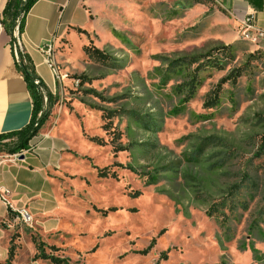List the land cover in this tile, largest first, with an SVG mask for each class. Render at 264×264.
<instances>
[{"label":"rangeland","instance_id":"1","mask_svg":"<svg viewBox=\"0 0 264 264\" xmlns=\"http://www.w3.org/2000/svg\"><path fill=\"white\" fill-rule=\"evenodd\" d=\"M60 1L42 43L56 71L40 72L55 82L38 88L46 121L15 154L0 140L31 218L0 219V264L13 235L12 264H50L33 262L32 237L69 264H264V43L233 39L212 0ZM208 54L221 69L186 62Z\"/></svg>","mask_w":264,"mask_h":264},{"label":"crops","instance_id":"2","mask_svg":"<svg viewBox=\"0 0 264 264\" xmlns=\"http://www.w3.org/2000/svg\"><path fill=\"white\" fill-rule=\"evenodd\" d=\"M212 2L216 11L227 16L233 29V35H231L233 39L239 40L236 32L237 22L246 14H253L255 25L264 30V0H212ZM78 4L77 0V7ZM61 6L63 7L64 3L60 0H38L27 13L24 32L18 37L21 52L30 57L37 76L50 91L54 88L55 82L53 77L50 82L42 78L40 72H46V70L51 72V68L41 48L47 35L52 39L56 38L55 20L59 16ZM252 43L254 44H249L255 46V41ZM261 48L264 50V46ZM16 62L9 38L0 27V135L23 129L29 123L32 114V100L23 76L16 67ZM14 178L10 174V168H7L0 173V185L3 182L2 188H7V183ZM12 202L18 205V200H12ZM5 217H8L7 210L0 201V219Z\"/></svg>","mask_w":264,"mask_h":264},{"label":"trees","instance_id":"3","mask_svg":"<svg viewBox=\"0 0 264 264\" xmlns=\"http://www.w3.org/2000/svg\"><path fill=\"white\" fill-rule=\"evenodd\" d=\"M37 1L38 0H6L4 7L2 9V12H1L3 19L0 20V25L2 27L3 32L9 38V44H10L11 49L16 42V37L14 36L15 29L17 30L18 37H20L22 33L24 32L25 17L27 13L29 12V10L31 9V7ZM19 18H20V21H19V24H17V20ZM84 51L91 58L94 57V59L96 58L99 59L102 56L101 52H99V50L94 49V48L91 49L89 47H85ZM216 51L224 52L226 51V48L221 47V48H218ZM256 51H257L256 52L257 55L264 54V51H262L261 49L260 50L257 49ZM12 54H14L13 49H12ZM17 54H18V58L20 59L19 60L20 62L19 63L18 61L16 62V67L18 71L21 73V75L23 76L28 92L30 94V97L32 100V114H31L29 123L23 129L19 131L0 135V140L15 138L18 143L13 149L7 150L9 154H15L16 151L20 149L21 150L26 149L27 145H29L28 144L29 141L37 135L39 128L46 121V117L43 116L39 120H37V122H35V119H36L35 116H36V113L39 111L38 107L40 106V103H41V96L38 93V88L47 90V87L45 86L43 81L40 79V77L37 76L35 69H34V65L30 57L26 53L21 52V51H19ZM202 58H204L205 61H203L200 64H198L200 61V59L198 58H190V59H187L186 62L189 65L197 64V66L194 69V72L199 71L202 67L204 68L216 67L218 69H221L219 68V65L217 63L210 61L209 54L202 56ZM238 75L239 74H237L236 76ZM236 76L234 77L228 76V77L222 78L216 85L215 89L209 93L208 100L204 104V107L212 108L216 106L217 102L219 101L218 100L219 92H220L222 84H225V82H227L228 80H231L234 82V79L236 78ZM199 85H200V81H198L197 75H194L190 79V83H188V87L186 88L187 99L191 100L193 98L196 88ZM261 148H264V140H263ZM0 151L2 150L0 149ZM262 154L264 155V152ZM101 173H103L104 175H107L105 174L104 171H101ZM11 215L13 216L14 214H11V210L7 208L8 218L11 217ZM14 237H17V235H13L10 239L11 245L8 248L7 258L4 264H12V262H14L13 259L15 257V248H14V244H12ZM31 242L34 245V249H35V254L33 256V262L39 259V260L48 261L50 262V264H69L65 258L57 257L53 254L54 252L58 251V249L55 248V246H47L44 244V242L37 241L35 237L31 238ZM153 244H154V240H151L149 243V246L146 248L147 250L145 251L147 252L150 249V247L153 246ZM46 248L49 250V252H46L45 250Z\"/></svg>","mask_w":264,"mask_h":264},{"label":"built area","instance_id":"4","mask_svg":"<svg viewBox=\"0 0 264 264\" xmlns=\"http://www.w3.org/2000/svg\"><path fill=\"white\" fill-rule=\"evenodd\" d=\"M254 18L255 17L253 14H246L244 18H242L241 20L237 22L236 32L238 33V36L255 37V45H258L259 43H264V30L258 28L255 25ZM50 45L51 43L41 48L42 53L46 57H48L49 55ZM17 49L21 51V44H20L18 37H16V42L13 45V52H14L16 60L18 61ZM47 62H48V59H47ZM50 68H51V72L53 75V72H56V71H52V67ZM55 75L58 79L59 78L58 74L55 73ZM11 195L12 194L9 189H7L6 187H3V188L0 187V201H2L4 206L6 208H9L11 212H13L16 219L21 220L23 223H29L31 221V218L29 217L28 213H25L26 212L25 208H20L19 210L17 208H14L12 204Z\"/></svg>","mask_w":264,"mask_h":264},{"label":"bare ground","instance_id":"5","mask_svg":"<svg viewBox=\"0 0 264 264\" xmlns=\"http://www.w3.org/2000/svg\"><path fill=\"white\" fill-rule=\"evenodd\" d=\"M243 38H244L245 40L250 41V42H254V41H255V40H253L255 37L243 36ZM252 38H253V39H252ZM52 45H53V44H51L50 47H49V55H50V53H51V51H52ZM49 55H48V56H49ZM48 64L50 65V67H52L51 64L49 63V61H48ZM52 71H55V70L52 68Z\"/></svg>","mask_w":264,"mask_h":264}]
</instances>
